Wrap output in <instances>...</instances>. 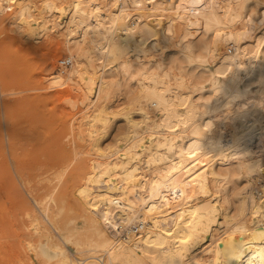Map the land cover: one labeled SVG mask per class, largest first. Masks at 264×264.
I'll use <instances>...</instances> for the list:
<instances>
[{
	"label": "bare ground",
	"instance_id": "1",
	"mask_svg": "<svg viewBox=\"0 0 264 264\" xmlns=\"http://www.w3.org/2000/svg\"><path fill=\"white\" fill-rule=\"evenodd\" d=\"M38 54L44 69L1 76L5 91L66 87L56 97L82 109L45 145L31 131L36 165L9 127L19 185L0 134L5 256L264 264V0H0V72ZM60 54L65 69H48ZM39 105L18 98L7 122L26 108L42 120Z\"/></svg>",
	"mask_w": 264,
	"mask_h": 264
},
{
	"label": "rangeland",
	"instance_id": "2",
	"mask_svg": "<svg viewBox=\"0 0 264 264\" xmlns=\"http://www.w3.org/2000/svg\"><path fill=\"white\" fill-rule=\"evenodd\" d=\"M34 44L38 45V42L34 43ZM13 51H14V53L17 52V46H16V49H15V47L13 48ZM20 52H22V51L20 50ZM18 54H19V49H18ZM44 54L27 55L26 57H24L23 65H22V67L25 69L24 71H20L17 73H12V72L8 71L5 74H2L0 72V125H1L0 134H1L2 140L4 142L5 164L8 166V168L10 169L11 172L13 170V172H14V173L12 172L13 175L16 173V166L10 162V161H12L13 156H12L11 150L8 148L9 144L7 143V140H6V136L9 133L8 132L9 127H11L13 132L16 134V141L17 142H16L15 146L19 150L22 159H24L25 156L28 158V154L32 149V144H34V142H31V143L28 142L27 139H34L35 136H38L39 145H45L48 141V135L51 134V131L56 130V128L58 126L57 120L59 117L62 116L64 118H69L71 115L79 112L82 109L78 105H76L75 108L72 107L70 105V103L62 97H56L57 94L55 91L58 90V91L62 92L63 90H65L64 88H66V87H61V88L60 87L59 88L54 87V88H50V89L42 90V91H29V92L26 91V92H24L25 89L26 90L32 89L34 87L32 84H30L27 87H17L16 89L5 91L4 87L1 85V76L6 77V79L12 78V80L16 79V77L22 78L25 76H30V77H33L35 79L36 75L44 69V65L46 63V60L44 59L45 58L44 56H46V55H44ZM3 59L5 61L9 60L6 57ZM65 60L66 59L63 55H61V54L57 55L54 60L51 59L49 61L50 63H49L48 69L49 68L50 69L54 68L55 70L56 69H65L62 66H60V64H59L60 61H65ZM69 66H70V64L68 62V65L65 67H69ZM42 86L47 87L46 83H43ZM22 91H23V93H22ZM73 94H75V93L73 92ZM26 96H29V97L38 96L39 97V100H40L39 106L40 107L37 110L41 113L42 120L38 121L35 118H33L31 116V112L26 113V109H27L26 108V109H22L21 112H15L12 115V120L10 122H7L6 109H8V107L12 106L18 98H22V97H26ZM118 100H119V102L123 103L122 98H119ZM77 116H78V113H77V115H75V117H77ZM3 123H4V125H3ZM122 124H123L122 120H120V119L117 122L116 121L113 122L112 126L107 131V133L105 134L103 141L105 143L112 141L113 137L116 135V127L119 125H122ZM31 131H34L36 133L35 136L32 134ZM62 141H64V140H62ZM62 141H60L58 146H61L60 144ZM55 145H56V143H54L52 147H54ZM8 158H9V161H8ZM9 162L12 164V166H10ZM28 162L32 163L33 165H36V161L32 158L29 159ZM14 179H15L16 183L19 185L20 184L19 178L16 176V174L14 175ZM250 190H251L250 191L251 194L256 196L257 194L262 192L261 184L258 182H254V184L252 185ZM22 191L24 193H26L23 189H22ZM0 196L4 197L1 180H0ZM26 197H27V195H26ZM30 198L31 197H27L28 201L33 206L32 198H31V200H30ZM2 237H3V233H0V258H1L0 261L4 264H26V262H24V261L10 260L8 254H7L8 256L7 255L5 256L4 238H2Z\"/></svg>",
	"mask_w": 264,
	"mask_h": 264
}]
</instances>
